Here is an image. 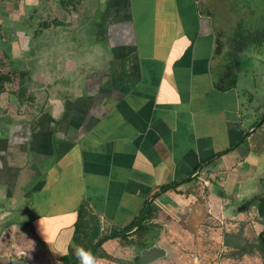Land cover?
Returning a JSON list of instances; mask_svg holds the SVG:
<instances>
[{
    "label": "crops",
    "instance_id": "1",
    "mask_svg": "<svg viewBox=\"0 0 264 264\" xmlns=\"http://www.w3.org/2000/svg\"><path fill=\"white\" fill-rule=\"evenodd\" d=\"M198 4L92 0L79 23L61 22L72 39L52 44L56 56L30 42L10 60L28 79L0 95V264H65L82 203L91 231L157 207L144 244L111 238L104 248L122 263L93 264H135L155 245L162 264H262L224 243L227 231L244 226L256 242L264 229L257 205L244 206L264 200V99L242 59L253 46Z\"/></svg>",
    "mask_w": 264,
    "mask_h": 264
},
{
    "label": "rangeland",
    "instance_id": "2",
    "mask_svg": "<svg viewBox=\"0 0 264 264\" xmlns=\"http://www.w3.org/2000/svg\"><path fill=\"white\" fill-rule=\"evenodd\" d=\"M65 1L66 0H0V25L2 26L0 32L2 34L0 40V72H2L3 78H6V81H0V84L4 82V90L12 91L15 89L18 90L19 88V81L13 75V64L10 63V60H15L18 57H26L30 53V42L38 46L39 57L48 61V58L56 56L60 53V48H52V44L59 43V45H62L63 42L72 39L71 35L62 33L61 26H64L63 24L66 25L68 22L71 26L76 25L79 23L78 20H83V17L80 16L84 14L82 8L91 9V7H93L92 0L80 1L78 4L76 1V8H73L72 4L65 3ZM207 1L209 0H199L198 8L200 11L209 10ZM212 2H216L218 5V7H215L216 9L213 7L212 13L216 21H220L222 15L225 13L228 14V12H240V14L243 12L244 15H247L249 12L246 11L244 7V5L247 4V8L250 9L249 16H251L250 20H248L249 25L264 26V0H212ZM43 18H48L50 20L55 19L60 22L57 25L52 24L49 27L58 28L56 32H51L50 30L46 31L45 27L39 25V22ZM86 19L84 23L87 25L91 23L90 25L92 26V16ZM61 22H63V24H61ZM36 27H38L39 30H43V34H35L34 28ZM241 38L243 39V37ZM258 42H261V44L263 43L262 48H264V40H256V43ZM242 59L244 63L250 65L249 67H251L252 72H255L256 84L254 85L257 86V88L252 86L257 94L256 100L261 101L264 99V49L258 51L252 47L244 52ZM54 63L51 64V67L54 66ZM31 68L33 69L32 66ZM250 75H252V73H250L249 76ZM135 251L137 252L138 249ZM161 262H163V260L160 258L158 261L151 264H162ZM261 263L264 264L263 258Z\"/></svg>",
    "mask_w": 264,
    "mask_h": 264
},
{
    "label": "trees",
    "instance_id": "3",
    "mask_svg": "<svg viewBox=\"0 0 264 264\" xmlns=\"http://www.w3.org/2000/svg\"><path fill=\"white\" fill-rule=\"evenodd\" d=\"M65 3L72 4L73 7L76 5L75 0H66ZM60 22L55 19L43 18L39 25L42 27H49L50 25H57ZM2 26L0 25V32ZM2 34L0 33V40ZM3 64V63H2ZM28 72L23 69L13 67V75L15 78L18 77L19 87L23 90L27 88L26 80ZM0 81H6L3 78L2 72H0ZM21 85V86H20ZM4 91V82L0 84V95ZM264 117V114H263ZM258 121H256L257 123ZM255 123V124H256ZM243 138L235 142L231 147L239 144ZM224 153V150L216 152L214 157H217ZM193 176H187L176 180L172 183L162 185L158 191H156L155 197L160 195L170 188H174L180 183L192 179ZM252 204H256L260 213V216L264 223V200H258V196L252 197L251 199L244 202V206L248 207ZM157 212L156 206L147 208L145 214L141 215L136 220H133L127 226L117 228L113 227L110 230H99L91 231L85 224V217L88 213V206L86 203H82L78 211V219L75 222L73 243L69 246L67 252L61 256V260L65 264H93L94 261L99 257L108 258L111 260H117L113 255L106 251L104 248L105 241L111 238H119L122 244H144L147 240L149 233L155 223L153 218ZM224 243L230 249L228 255L234 257H241L244 254H251L258 252L264 260V229L261 235L258 237L256 242L250 241L248 236L245 235L244 226L238 231H227L224 235ZM117 261L122 263L121 259Z\"/></svg>",
    "mask_w": 264,
    "mask_h": 264
},
{
    "label": "flooded vegetation",
    "instance_id": "4",
    "mask_svg": "<svg viewBox=\"0 0 264 264\" xmlns=\"http://www.w3.org/2000/svg\"><path fill=\"white\" fill-rule=\"evenodd\" d=\"M209 1H207V5L209 7V11L213 13V9L215 7H218V5L216 2H212V0ZM244 7L246 11L249 12L247 13V15H244L243 12L241 14L240 12H236V13L228 12V14L225 13L222 15L220 21L219 20L217 21L220 26H224L225 28H228L230 31L234 30V31L242 32V36L244 39L243 41L247 45H252L256 50L260 51L264 49L262 48L263 43L262 44L261 42L256 43V40L257 41H260V39L264 40V26H257V25L250 26L248 21L251 18V16H249L250 9L247 8V4H245Z\"/></svg>",
    "mask_w": 264,
    "mask_h": 264
},
{
    "label": "water",
    "instance_id": "5",
    "mask_svg": "<svg viewBox=\"0 0 264 264\" xmlns=\"http://www.w3.org/2000/svg\"><path fill=\"white\" fill-rule=\"evenodd\" d=\"M167 255V249L160 246H152L145 248L142 252L135 256V264H149Z\"/></svg>",
    "mask_w": 264,
    "mask_h": 264
}]
</instances>
